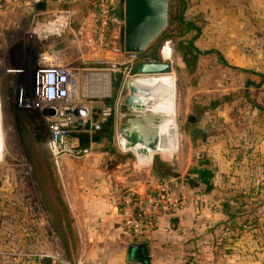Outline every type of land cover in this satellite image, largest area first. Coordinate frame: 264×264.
Wrapping results in <instances>:
<instances>
[{
  "label": "rangeland",
  "instance_id": "rangeland-1",
  "mask_svg": "<svg viewBox=\"0 0 264 264\" xmlns=\"http://www.w3.org/2000/svg\"><path fill=\"white\" fill-rule=\"evenodd\" d=\"M16 1L13 4L18 9L10 6L0 9V264H27L32 260L33 264H41L42 258L50 264H86L70 212L69 202L73 204L74 200L66 189L65 196L44 143L47 125L41 113L24 100V96L34 97L26 93L29 69L39 52L51 51L57 59L78 69V90L85 97L116 104L117 115L123 113L121 125L123 116L140 114L145 108L132 103L129 104L132 110L127 108L125 97L131 90L125 83L127 87L124 84L118 92L125 74L123 64L107 61L115 56L99 57L82 52L86 49V37L77 31L74 18L60 36L41 38L32 31L36 18L31 17L29 8L23 9V1ZM170 2L171 12L176 11L177 0ZM188 2L184 15L200 26L194 42L200 53L182 54L183 37L168 20L161 30L163 33L151 41H158L152 53H159L165 39L170 40L172 47L167 61L170 69L165 74L173 78L169 115L176 117L173 131L177 145L166 152L171 153L169 156H161L162 151L149 154L151 162H160L166 168L176 156L183 160L187 153L190 107L185 111L184 102L189 96L195 98L206 93L208 98L224 99L228 102L218 106L220 112L240 113L248 119H238L231 127L224 128L222 118L217 126L219 130L231 129L237 133L247 127L257 133L264 130V110L248 108L243 99L248 96L264 106V0ZM58 6L61 5L50 7ZM144 76L149 75L139 78ZM203 85L210 86V90L202 88ZM22 87L27 90L20 92ZM115 135L111 141L114 150L119 145ZM249 144L248 141L246 146ZM91 153L82 157L95 159ZM125 154L135 165H141L136 151L127 149ZM190 159L195 160L194 156Z\"/></svg>",
  "mask_w": 264,
  "mask_h": 264
},
{
  "label": "crops",
  "instance_id": "crops-1",
  "mask_svg": "<svg viewBox=\"0 0 264 264\" xmlns=\"http://www.w3.org/2000/svg\"><path fill=\"white\" fill-rule=\"evenodd\" d=\"M16 2L3 0L0 9L7 6L18 9L13 4ZM23 2V9L31 11L32 8ZM55 3L71 7V20L74 18L77 31H82L86 38L91 36L94 0L62 3L49 0L45 4L50 7ZM112 3L119 10L118 0ZM98 56L105 57V52L99 51ZM205 94L186 98L185 111L190 107L187 153L183 160L176 156L167 168L149 159L137 166L125 154L127 149L118 145L114 150L111 144L109 150L102 142L93 141L91 154L95 159L69 158L74 176L73 196L66 183L68 164L60 162L62 189L74 200L73 204L69 202L70 212L86 264H192L196 254L207 264H264V159L261 160L258 153L259 149L264 151L259 146L264 130L257 133L247 127L246 131L237 133L231 129L227 132L217 129L222 118L224 128L231 127L238 119H248L240 113L220 112L218 106L228 102L224 99L217 98V103L209 108L216 100ZM243 99L249 103L245 97ZM120 125V117L113 119L115 138H118ZM175 141L176 147L177 136ZM248 141L250 144L246 146ZM198 149L204 151L202 158L196 157ZM159 185H165L173 193L186 191L189 200L171 214L161 213L156 228L148 235L130 236L121 228L113 200V195L118 193L117 187L144 192ZM140 241L145 243L147 250H144L146 259L143 262L127 253L130 244ZM33 263V260L27 262ZM41 264H50V261L42 258Z\"/></svg>",
  "mask_w": 264,
  "mask_h": 264
},
{
  "label": "built area",
  "instance_id": "built-area-1",
  "mask_svg": "<svg viewBox=\"0 0 264 264\" xmlns=\"http://www.w3.org/2000/svg\"><path fill=\"white\" fill-rule=\"evenodd\" d=\"M23 1L32 8L31 17L36 18L32 31L39 37L60 36L70 25L71 10L66 5L47 7L45 4L44 10H37L34 4L42 0ZM43 1L46 3L49 0ZM51 1L62 3L65 0ZM122 26V12L117 10L112 0H94L92 32L91 36L84 40L86 50L83 53L98 55L99 51H103L105 57L115 56V60L108 58L107 61L123 64L125 74L118 92L125 83L128 85L130 80L141 75L168 71L136 70L137 63L150 60V54L139 58L140 52L124 50L120 43ZM164 49L166 55L162 54ZM171 50L170 40L165 39L157 59L169 61ZM28 76L29 92L26 93H31L34 97L30 99L24 96V100L37 109L47 123L49 134L44 143L60 176L61 157L78 158L91 153L94 149L92 134L100 128L106 118L111 116L113 121L123 113L117 115L116 104H105L102 100L85 97L78 90V69L57 59L51 51L43 50L37 54ZM22 89L27 90L22 87L20 92ZM80 133L87 135L86 145L79 143ZM117 188L118 193L113 195V200L120 217L121 228L135 238L148 235L156 228L161 213L171 214L184 206L190 197L186 191L173 193L165 185L149 188L144 192H137L125 186ZM192 264L207 263L196 254Z\"/></svg>",
  "mask_w": 264,
  "mask_h": 264
},
{
  "label": "water",
  "instance_id": "water-1",
  "mask_svg": "<svg viewBox=\"0 0 264 264\" xmlns=\"http://www.w3.org/2000/svg\"><path fill=\"white\" fill-rule=\"evenodd\" d=\"M123 26L121 44L126 51L142 52L148 44L161 32L168 20V0H122L121 4ZM37 10L45 9V2L39 1L34 4ZM139 71H167L170 64L167 61L157 59L156 53L150 54V60L137 63ZM131 90L125 97V102L135 106H143L145 98L135 94L138 88L130 80L128 82ZM123 123L118 130V143L122 149H130L136 145L145 146L153 149L157 142V115L142 112L140 114H128L123 116ZM197 158H202L204 151L198 149L195 152ZM61 161L68 164L66 178L67 186L71 188V193L75 194L73 172L70 159L62 156ZM146 250L143 241L132 243L128 248V256L132 258L136 255L137 259L143 262L146 259ZM147 251V250H146ZM132 254V255H131Z\"/></svg>",
  "mask_w": 264,
  "mask_h": 264
},
{
  "label": "bare ground",
  "instance_id": "bare-ground-1",
  "mask_svg": "<svg viewBox=\"0 0 264 264\" xmlns=\"http://www.w3.org/2000/svg\"><path fill=\"white\" fill-rule=\"evenodd\" d=\"M162 54L166 55L165 49L164 51H162ZM165 73L168 72L157 73L164 75L149 74V76L140 78L137 77L131 80L133 84L138 88V91L135 94L143 95V98H145V105L143 104L145 109L140 112L156 114L158 118L157 142L155 143L153 149H149L145 146L139 145L129 147L130 149L138 153V163L147 161L149 159V154L151 151H162L164 153L161 156H169L171 155V153L166 152H168L169 149L175 145L173 123L176 121L174 116L169 115L171 109L170 97L173 88V78L172 76ZM134 111L136 110L134 109Z\"/></svg>",
  "mask_w": 264,
  "mask_h": 264
},
{
  "label": "trees",
  "instance_id": "trees-1",
  "mask_svg": "<svg viewBox=\"0 0 264 264\" xmlns=\"http://www.w3.org/2000/svg\"><path fill=\"white\" fill-rule=\"evenodd\" d=\"M121 3H122V0H118V9H119L118 11L119 12H122L121 11L122 10L121 9ZM188 6H189L188 0H177V10L174 12H171L172 11V4H171L170 0H168V23H173L174 24L173 28L177 31V34L180 35L181 37H183L181 40L182 44L180 45V48L182 50V54L186 55V54L192 53L193 56H195L198 53H200V51L196 48V46L193 43L194 39L196 38V36L200 32V26H198L196 24V22L192 21L190 18H187L184 15ZM191 32H192V34H190ZM162 33H163V31L161 32V34ZM188 33L190 35L186 36V35H188ZM121 35H122V32H121ZM157 42L158 41H156L154 43L150 42L148 44V46L142 52L139 53V58H142L145 55L151 54L155 50ZM243 95H246V94L243 93ZM245 99L249 102L248 106L250 109L256 108L257 110H264V106H261L257 103H254L252 100H250V98L248 96H245ZM216 103H217V100L212 101L209 105V108L213 107V105ZM112 122L113 121H112L111 116L106 118L105 121L101 124L100 128L97 129L92 134V138H91L93 141L102 142L103 144L106 145L105 148H107L109 150H111V144H112L111 141H112V137H113ZM45 124L47 125L46 122H45ZM46 128L48 129V126H46ZM48 134H49V131L47 132V135L45 136L44 141L47 138ZM78 139H79V143L81 145L87 144L88 138H87L86 134L80 133L78 136ZM263 143H264V138L259 143V146H262V148H264V145H262ZM258 153L262 157L261 160H263L264 159V151H260V149H259ZM247 160H249V159H247ZM263 202L260 201V203H263Z\"/></svg>",
  "mask_w": 264,
  "mask_h": 264
}]
</instances>
